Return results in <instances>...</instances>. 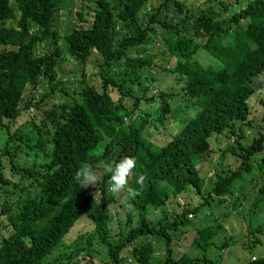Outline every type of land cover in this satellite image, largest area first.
Masks as SVG:
<instances>
[{"label":"trees","instance_id":"trees-1","mask_svg":"<svg viewBox=\"0 0 264 264\" xmlns=\"http://www.w3.org/2000/svg\"><path fill=\"white\" fill-rule=\"evenodd\" d=\"M12 1L0 0V264H50L45 263L47 256L69 225L80 220L93 224L92 236L105 249V264H120L126 257L148 264L150 237L163 241L161 264H213L206 257L174 258L170 232L187 224V214L208 201L223 202L232 193V182L252 164L264 168V156L257 160L264 150V132L256 131L245 142L243 128L250 125L256 91L252 82L264 72V0H207L197 10L179 0H161L151 11L145 10L149 0H80L74 12L78 23L64 34L57 27L61 0ZM169 3L172 15L159 17ZM7 20L15 24L7 25ZM152 41L163 48L160 60L149 54L127 55L128 48ZM93 49L100 57L93 73L97 85L86 70ZM62 53L80 65L79 99L45 105L31 136L16 120L29 107L47 104L54 92L67 94L62 85L69 75L61 74ZM111 67L121 73L114 75ZM162 72L175 75L183 104L193 110L169 133L165 124L186 109L170 105L175 91H159L152 111L140 108L142 101H152L148 92ZM36 88L46 92L27 95ZM148 127L157 128L159 143L143 135ZM222 133L235 143L222 153L237 164L225 172L220 169L203 188L199 168L211 151V138ZM125 156L136 159L129 186L139 194H120L130 206L122 223L129 228L124 231L119 224L114 232L108 213V204L116 200L108 191L111 173L101 175L96 189L84 188L74 175L84 163L99 171ZM6 168L12 176H6ZM140 175L145 176L143 186L137 183ZM184 195L199 202L192 207L179 202ZM167 205L174 206L170 219ZM175 206L180 210L174 212ZM157 209L159 217H150ZM263 228L264 222L255 230ZM214 230H196V246L205 250ZM82 237L78 234L67 249ZM62 255L69 264H78L69 261L70 253ZM57 259L59 255L52 260ZM245 264H264V257Z\"/></svg>","mask_w":264,"mask_h":264},{"label":"rangeland","instance_id":"rangeland-1","mask_svg":"<svg viewBox=\"0 0 264 264\" xmlns=\"http://www.w3.org/2000/svg\"><path fill=\"white\" fill-rule=\"evenodd\" d=\"M10 1L11 3L13 2L12 0ZM160 1L161 0H149L145 10L151 11L150 7L152 9L157 7ZM179 1H181L182 5L189 10H197L207 3V0ZM79 4L80 0H61V6L57 11V27L61 34L68 32L71 25L78 23L74 12ZM171 5L172 4L169 3L167 7L160 9L158 16L161 18L170 17L173 12ZM144 13L145 12L143 11L141 13L143 15L140 16H144ZM6 24L14 25L15 23L14 20H7ZM59 45L62 47L63 43L60 41ZM162 49L161 44L152 41L146 46L143 45L137 48H128L126 53L128 56L149 54L151 56L153 55L156 60L159 59L158 57ZM97 52L98 50L93 49L86 61V70L92 73L91 78L96 85L98 84L99 78L93 73L97 70L96 65L100 62V57ZM61 56L63 57V60H61L60 63L61 69L65 72H62L61 74H65V78L69 75L68 79L65 80V83L62 85L67 94L59 91L54 92L50 98L45 100L47 101V104L42 103L37 109L29 107V109L25 110V112L16 120L15 125H21L23 130L31 133V136H34L36 133L34 124H36L43 116L42 110L46 107L45 105L49 106L52 103H60L61 101L70 102L79 99L77 92L81 88V83L79 81L82 74L80 71V65L74 63L66 53H62ZM121 66L122 65L120 64L119 67ZM111 71L114 75H119L121 73L117 67H111ZM174 80L175 75H166L162 72L159 76L157 86L148 92L153 95L152 101H142L140 103L141 110L149 112L155 109V103L158 99L157 94H159V91L169 90L176 92L169 101L170 105L172 107H179L180 110L182 108L186 109L183 112L176 113L175 117L165 124L168 133L180 128L183 123L181 120L190 118L193 113V110H191L188 105L183 104L184 102L183 96L181 95L180 85L174 84ZM252 84L256 91L252 97V106H250L249 110L248 120L250 125L246 124L243 126L245 142L250 140L253 136H256V131L264 132V72L255 76ZM28 92L27 95L32 92L34 95H39L46 91L36 88L34 91L31 90ZM26 118L32 120L25 122ZM158 134L157 128L153 129L152 127H148L143 131V135L152 141L154 140L155 143L160 142V134ZM210 143L212 147L211 151L207 159L199 168V175L202 178L204 185L203 188H206L207 183L214 181V174L220 172V169H223L225 172L228 168H234L237 164V161H235L234 157L229 153H222L223 150L229 146L235 147V143L234 141L231 142L229 134L222 133L216 137H212ZM262 156H264V150L257 155V160ZM18 157H23V154L20 153V156ZM252 166L253 167L249 172L242 173L238 179H235L232 182V193L226 195L223 202L219 203L216 200L208 201L207 206L202 207L192 215L187 214V224L170 232V235L173 236L171 249L174 258L179 257V255L181 257L183 254L185 255V260L192 258L202 259L203 257H206L207 259H210L213 264H245L250 260L264 257V228L260 231L255 230V227H259L264 222V196H261L260 199H258L261 185L264 183V168L259 170L256 168L255 164H252ZM101 167L102 168L99 171H95L98 179L103 173L109 171L108 165H102ZM4 172L6 176H12L8 168H6ZM13 177L16 178L15 175H13ZM120 194L116 196L114 203L108 204V213L110 215L109 226L114 232L119 231V224L124 227L122 223L127 221L126 212L130 209V206L125 203ZM21 197L23 198L24 194H22ZM184 197L185 195L181 196L178 198V201L186 202L190 207L199 202V200L193 196L189 198L186 195V197ZM173 201L175 202L177 200L175 199ZM176 206L174 212L180 210V208ZM172 208H174L173 205H167L164 208L165 211H168V219H170L173 214L171 211ZM150 217L158 218L159 209L155 210ZM131 222H133L132 219L130 220V223ZM68 223L69 222H66V225H69ZM206 226H214L215 230L210 238L209 246L205 250H202L196 246L194 239L196 238V230ZM128 228L129 226L124 227V231L128 230ZM92 229L93 224L85 220L76 221L72 226L69 225L66 235L62 238L61 242L57 244L51 254L47 256L45 263L69 264L62 255L65 251L70 253V262L76 261L78 264H84L85 261L90 260L91 263L88 264L107 263L105 262L106 259H103L105 249L100 246L92 236ZM80 233H83V237L67 249V243L74 240ZM86 236H90L89 244ZM148 241L152 248L148 264H161L165 256L163 241L157 240L154 237H150ZM58 255L59 259L52 260L53 257ZM120 264L135 263L129 257H126Z\"/></svg>","mask_w":264,"mask_h":264},{"label":"clouds","instance_id":"clouds-1","mask_svg":"<svg viewBox=\"0 0 264 264\" xmlns=\"http://www.w3.org/2000/svg\"><path fill=\"white\" fill-rule=\"evenodd\" d=\"M137 162L134 157L125 156L118 162H113L109 166L108 170L111 173L109 180L108 191L117 196L122 192H127V195L131 198H135L139 193L136 189L129 186V178L133 175V170L136 168ZM74 179L83 185L84 188L92 187L96 189L98 182L97 175L93 169V166L88 163L82 164L75 172ZM145 176L140 175L137 183L143 186ZM93 199L96 196V191L92 193Z\"/></svg>","mask_w":264,"mask_h":264}]
</instances>
